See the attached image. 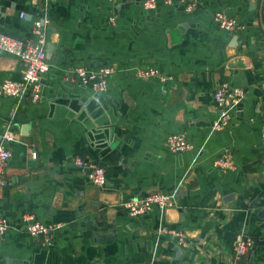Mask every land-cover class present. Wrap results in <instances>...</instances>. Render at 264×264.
Masks as SVG:
<instances>
[{
	"label": "crops",
	"instance_id": "0c3cea01",
	"mask_svg": "<svg viewBox=\"0 0 264 264\" xmlns=\"http://www.w3.org/2000/svg\"><path fill=\"white\" fill-rule=\"evenodd\" d=\"M194 1L187 14L161 0L152 11L139 0H0V34L10 38L35 40L33 21L48 18L50 64L36 103L0 94V135L14 134L0 178V218L11 225L0 264H264V0ZM217 12L238 30L217 28ZM105 65L114 73L103 94L64 80L74 68ZM147 68L166 79L136 77ZM22 72L0 50V84ZM221 83L244 98L213 131ZM178 133L191 151L165 148ZM223 154L232 171L214 167ZM74 159L102 167L105 188ZM155 192L171 194L174 207L138 218L121 207ZM25 216L60 226L51 245L22 230ZM245 237L251 247L236 261Z\"/></svg>",
	"mask_w": 264,
	"mask_h": 264
},
{
	"label": "built area",
	"instance_id": "2783aa9c",
	"mask_svg": "<svg viewBox=\"0 0 264 264\" xmlns=\"http://www.w3.org/2000/svg\"><path fill=\"white\" fill-rule=\"evenodd\" d=\"M51 0H45V3ZM109 3H117L118 0H106ZM127 0H121L126 2ZM129 1V0H128ZM145 11H152L157 8L158 0H139ZM121 2L119 4H121ZM162 4L168 8L182 7L189 14L197 10V3L194 0H161ZM20 17H24L23 13ZM111 25H115V18L109 19ZM213 24L220 30L235 33L238 24L233 19L228 18L223 12H217L212 16ZM32 33L35 40H17L0 34V50L9 56L18 59L23 65V72L20 81L6 79L0 84V94L4 97L14 99L19 102L29 99L36 103L40 97V80L48 73L50 64L46 54L45 31L48 25V18L43 16L36 18L32 23ZM114 73L112 65H105L96 69L84 67L74 68L65 81L90 88L94 93L103 94L107 90V79ZM136 77L142 80L159 79L164 81L166 77L153 68L138 70ZM244 93L241 89L232 88L227 83H221L213 92V100L217 110V117L211 124L213 131H220L229 125L232 111L242 102ZM14 140V134L7 127L0 135V178L3 176L7 164L11 158L7 143ZM165 148L173 154L185 153L192 150V145L182 133L170 134L164 141ZM74 165L86 172L88 182L103 189L106 186L105 170L97 165L74 159ZM214 167L222 171H232L234 164L228 154H223L214 162ZM175 201L171 194L150 193L140 198H131L121 204V207L131 218L141 217L154 209L163 212L174 207ZM22 230L31 238L42 239L47 246L51 245L54 234L60 229L59 225H44L36 221L32 216L23 218ZM9 221L0 218V238L4 237L10 229ZM169 234L179 239L180 244H185L184 236L180 232H173L166 227H162L160 232ZM250 238L239 239L234 246L235 260H240L251 247Z\"/></svg>",
	"mask_w": 264,
	"mask_h": 264
}]
</instances>
